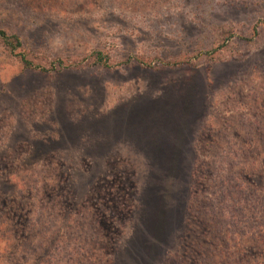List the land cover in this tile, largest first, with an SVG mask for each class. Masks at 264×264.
Masks as SVG:
<instances>
[{"label": "rangeland", "instance_id": "rangeland-1", "mask_svg": "<svg viewBox=\"0 0 264 264\" xmlns=\"http://www.w3.org/2000/svg\"><path fill=\"white\" fill-rule=\"evenodd\" d=\"M0 31V264H264V0H0Z\"/></svg>", "mask_w": 264, "mask_h": 264}, {"label": "trees", "instance_id": "trees-1", "mask_svg": "<svg viewBox=\"0 0 264 264\" xmlns=\"http://www.w3.org/2000/svg\"><path fill=\"white\" fill-rule=\"evenodd\" d=\"M0 40L2 41L3 45L11 52L20 47V42L16 36H7L3 31H0ZM21 60L23 61L25 66L29 68V65L27 64V62L23 59ZM173 136L174 135L172 134V137ZM243 187H244L243 184L240 183V185L236 187V190L240 192L242 191ZM260 192H263L264 194V188H261Z\"/></svg>", "mask_w": 264, "mask_h": 264}]
</instances>
